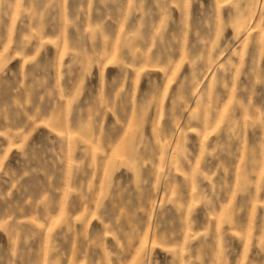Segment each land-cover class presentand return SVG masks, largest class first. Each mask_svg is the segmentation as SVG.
Returning <instances> with one entry per match:
<instances>
[{"label":"rangeland","instance_id":"rangeland-1","mask_svg":"<svg viewBox=\"0 0 264 264\" xmlns=\"http://www.w3.org/2000/svg\"><path fill=\"white\" fill-rule=\"evenodd\" d=\"M0 264H264V0H0Z\"/></svg>","mask_w":264,"mask_h":264}]
</instances>
